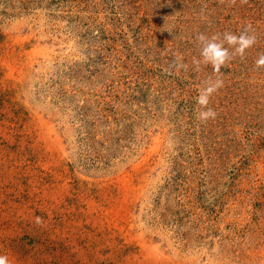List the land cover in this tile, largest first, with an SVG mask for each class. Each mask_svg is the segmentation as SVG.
Returning <instances> with one entry per match:
<instances>
[{"label": "rangeland", "instance_id": "rangeland-1", "mask_svg": "<svg viewBox=\"0 0 264 264\" xmlns=\"http://www.w3.org/2000/svg\"><path fill=\"white\" fill-rule=\"evenodd\" d=\"M247 25L243 59L202 62ZM261 54L264 0H0V255L264 264Z\"/></svg>", "mask_w": 264, "mask_h": 264}, {"label": "clouds", "instance_id": "clouds-1", "mask_svg": "<svg viewBox=\"0 0 264 264\" xmlns=\"http://www.w3.org/2000/svg\"><path fill=\"white\" fill-rule=\"evenodd\" d=\"M197 40L202 44L201 57L202 62L207 65L211 64L213 70L216 73L220 72L222 66H225L236 56L242 59L245 56L246 49L251 48L257 41V37L251 31V25H247L240 32L239 35L233 34L231 32H225L223 38L221 39L219 34H214L210 38L204 34H199ZM225 44L230 47H225ZM174 61L177 68L184 67L183 64ZM197 66L201 63V60L193 61ZM255 67L260 69L264 67V54L258 56L255 60ZM206 87H204L198 97L197 103L201 106V110L198 114V118L202 122H207L209 119H215L217 112L214 108L208 107L210 99L214 92H217L222 86L223 81L219 78L215 82H206ZM39 222V219L37 220ZM0 264H12L7 255H0Z\"/></svg>", "mask_w": 264, "mask_h": 264}]
</instances>
